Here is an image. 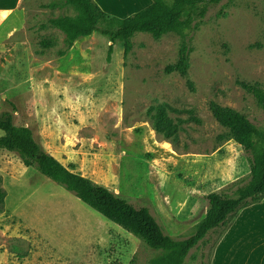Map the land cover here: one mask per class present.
I'll return each instance as SVG.
<instances>
[{
  "label": "rangeland",
  "instance_id": "374dc122",
  "mask_svg": "<svg viewBox=\"0 0 264 264\" xmlns=\"http://www.w3.org/2000/svg\"><path fill=\"white\" fill-rule=\"evenodd\" d=\"M97 1L114 14L147 4ZM65 16L79 12L64 0H0V115L28 126L75 173L147 208L165 235L189 238L205 216L207 195L232 196L249 174L248 155L214 120L209 102L235 110L264 134V110L239 85L264 88V0L209 6L186 34V76L165 71L177 60V33L159 40L136 33L127 54L99 33L69 47L49 24ZM47 39L50 48L41 44ZM159 105L173 123L182 121L175 141L152 129L147 111ZM5 208L0 230L25 237L18 247L31 254L29 264H150L164 255L0 149V213ZM247 209L208 234L184 264H264V198Z\"/></svg>",
  "mask_w": 264,
  "mask_h": 264
},
{
  "label": "trees",
  "instance_id": "16d2710c",
  "mask_svg": "<svg viewBox=\"0 0 264 264\" xmlns=\"http://www.w3.org/2000/svg\"><path fill=\"white\" fill-rule=\"evenodd\" d=\"M73 6L79 16L50 19L51 27L65 35L68 46L82 37L99 33L112 44L121 42L124 54L131 51V39L136 33L149 34L159 40L168 33H177L182 38L174 64L165 67L168 74L186 76L191 48L186 42V34L192 31L207 14L209 6L222 0H151L146 8L125 18L107 15L93 0H64ZM45 48L53 46L43 40ZM239 85L250 93L257 105L264 110V88L258 83ZM167 107H150L147 114L152 121V129L167 141H175L181 120L173 123L167 115ZM209 111L214 120L228 129L230 139L248 155L249 174L246 182L238 185L232 196L210 193L206 197L207 211L196 225L194 233L186 239L175 240L163 233L162 228L147 208H136L126 199L90 179L75 173L72 167L63 166L47 153L35 140L28 126H16L8 112L0 115V149L18 155L24 167H34L39 173L98 212L105 219L140 239L147 247L162 251L164 255L150 264H184L187 254L200 243H204L211 232L223 228L228 219L242 208L259 203L264 198V134L246 117L235 110L209 102ZM71 168V169H70Z\"/></svg>",
  "mask_w": 264,
  "mask_h": 264
},
{
  "label": "crops",
  "instance_id": "0c3cea01",
  "mask_svg": "<svg viewBox=\"0 0 264 264\" xmlns=\"http://www.w3.org/2000/svg\"><path fill=\"white\" fill-rule=\"evenodd\" d=\"M93 1L99 5L101 10H103L104 12H107L109 14H113L117 17H121V16L128 17V16L146 8L147 6H149L151 4V0H147V4L141 8L139 7L136 9H132L131 12H126L123 14H114V13H111V12L105 10L104 7L101 6L99 1H97V0H93ZM53 157L55 159H57L63 166H65V164H68L70 162L69 160L57 158L56 156H53ZM72 170L75 172L76 169L72 168ZM81 175L90 179L91 181H93L96 184H102L100 182L98 183V181L96 179H93L90 175H86V174H81ZM248 208H249V206H248ZM246 210H248L247 207L242 208V212H244ZM6 214H8V211L5 208L4 211L2 213H0V218H4ZM0 222H1V219H0ZM31 236L34 237L35 235H31ZM0 241L3 242V244L0 243V264H29L28 259H29L31 254H29V253L24 254L22 252V249H20L18 247L21 244L25 243V237L23 235H21L20 232H16V231L9 232V231H5V230H0ZM5 244L8 247L6 246L5 248L2 249V246H4ZM11 245H13V246L9 247Z\"/></svg>",
  "mask_w": 264,
  "mask_h": 264
}]
</instances>
